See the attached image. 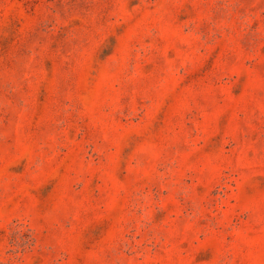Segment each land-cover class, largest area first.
Returning a JSON list of instances; mask_svg holds the SVG:
<instances>
[{
  "label": "rangeland",
  "instance_id": "1",
  "mask_svg": "<svg viewBox=\"0 0 264 264\" xmlns=\"http://www.w3.org/2000/svg\"><path fill=\"white\" fill-rule=\"evenodd\" d=\"M0 264H264V0H0Z\"/></svg>",
  "mask_w": 264,
  "mask_h": 264
}]
</instances>
